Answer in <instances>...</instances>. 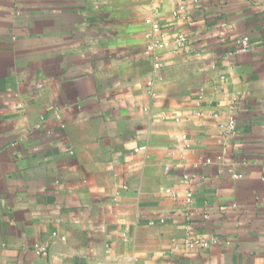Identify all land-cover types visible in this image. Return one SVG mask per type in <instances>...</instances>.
<instances>
[{
  "label": "crops",
  "instance_id": "0c3cea01",
  "mask_svg": "<svg viewBox=\"0 0 264 264\" xmlns=\"http://www.w3.org/2000/svg\"><path fill=\"white\" fill-rule=\"evenodd\" d=\"M0 264H264V0H0Z\"/></svg>",
  "mask_w": 264,
  "mask_h": 264
},
{
  "label": "built area",
  "instance_id": "2783aa9c",
  "mask_svg": "<svg viewBox=\"0 0 264 264\" xmlns=\"http://www.w3.org/2000/svg\"><path fill=\"white\" fill-rule=\"evenodd\" d=\"M195 2H198V1H200V0H194ZM159 30V28L157 27V25L156 24H154L153 25V31H158ZM185 42H186V38L183 36V35H178V37H177V40H176V44H177V46L178 47H181V46H184V44H185ZM158 45H159V43H157V42H152L147 48H146V50H145V53L147 54V55H151V54H154V51L156 50V48L158 47ZM236 45H237V49L238 50H240V51H244V50H246L248 47H249V42L247 41V39H245V38H241V39H239V40H237V42H236ZM162 65V62H160V61H158V60H156L155 62H154V66L155 67H160ZM226 128H227V130L229 131V132H234L235 131V129H236V122H235V120L234 119H232V118H230L228 121H227V123H226ZM141 149H144V147H139V148H136L135 150H141ZM232 176H236V174H232ZM190 196L191 195H188V199L190 200ZM195 243H198L197 241H186V244L187 245H193V244H195ZM204 245H205V243H204Z\"/></svg>",
  "mask_w": 264,
  "mask_h": 264
}]
</instances>
